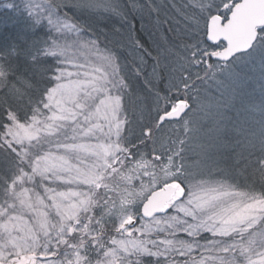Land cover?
Listing matches in <instances>:
<instances>
[{
	"label": "rangeland",
	"instance_id": "rangeland-1",
	"mask_svg": "<svg viewBox=\"0 0 264 264\" xmlns=\"http://www.w3.org/2000/svg\"><path fill=\"white\" fill-rule=\"evenodd\" d=\"M55 1L80 12L101 4L111 6L112 16L123 12L115 9L117 0H2L3 8L24 10L34 25L56 35L46 51L60 68L36 115L25 123L11 120L9 139L20 141L22 161L0 199V264H20L31 254L36 255L31 264H71L76 251L58 252L56 247L75 231H86L94 213L90 206L101 203L111 204L108 215H114L121 232L115 231V247L93 264H140L136 258L142 256L153 258L151 264H177L165 261L174 252L201 254L183 264H241L234 254L247 264H264V195L233 184L221 169L232 137L249 142L264 138V31L250 52L210 65L215 71L204 77L202 89L181 92L193 99L182 124L185 164L194 177L166 212L145 218L134 207L112 201L116 195L104 184L105 174H113L111 166L123 164L116 60L58 14ZM148 1L152 24L176 44L172 33L194 35L201 28L206 35L209 18L230 12L238 0ZM108 84L111 90L102 98ZM179 101L186 100L175 101L170 110ZM145 107L141 100L140 118ZM95 120L101 125L97 130L89 125ZM99 175H104L102 192L95 183ZM117 195L119 201L126 199ZM129 220L133 224L123 226ZM158 256L165 262H156Z\"/></svg>",
	"mask_w": 264,
	"mask_h": 264
},
{
	"label": "trees",
	"instance_id": "trees-1",
	"mask_svg": "<svg viewBox=\"0 0 264 264\" xmlns=\"http://www.w3.org/2000/svg\"><path fill=\"white\" fill-rule=\"evenodd\" d=\"M114 3L118 7L112 5V8L123 11L119 16H112L108 9L111 6L104 4L96 6L98 8L91 12H80L72 5L55 1L58 14L69 20L81 34L88 36L98 48L113 56L118 65L119 78L115 88L120 93V114L123 116L119 140L123 149V164L111 166L113 174H105L104 184L109 185L111 194L113 192L117 196L112 197V201L116 199L124 203L123 208L134 207L136 214H140L142 201L152 190L167 183H176L178 196L182 187L187 186L190 178L194 177L185 164L186 134L182 124L185 115L180 120L165 121L163 124L156 123L157 115L169 111L175 101L180 99L189 102L191 107L193 99L181 92L202 89L204 77H209L215 71L210 65L231 61L220 62L211 57L212 52L223 47V43L209 44L201 28L199 32L193 28L196 31L194 35L180 36L179 33L176 37L172 33L176 44L167 41V31H157L147 15L151 8L148 0H117ZM1 4L2 0L0 199L15 172L20 170L22 161L20 141L9 139L11 120L25 123L36 115L44 105L60 68L57 58L46 51L47 45L55 40L53 36L56 35L45 27L34 25L32 17L24 10L3 8ZM228 13L229 10H225L222 15L226 17ZM263 31L264 27L260 28V33ZM148 35L157 40L160 46L153 44ZM164 55L173 58L165 60ZM108 86L105 85L102 98L110 92ZM141 100L146 106L143 118L138 114ZM155 104L157 111L154 109ZM97 120L89 123L93 130L101 126ZM153 123L156 128L150 136H145V130L151 129ZM229 142L230 147L221 162V169L227 179L242 189L264 195V138L249 142L245 138L232 137ZM103 176L96 177L98 188H102ZM119 192L126 197L125 200H118ZM90 207L94 213H91L92 221L88 229L83 233L75 231L65 243L56 247L58 252L76 251L70 260L71 264H93L115 247L114 234L119 230H116L118 222L114 215H108L111 204L101 203ZM82 219L88 220L86 215ZM198 253H167L165 261L183 264L200 259L201 254ZM234 256L237 263L247 264L238 254ZM136 259L140 264H151L153 260L149 256ZM165 261L161 256L156 260L160 263Z\"/></svg>",
	"mask_w": 264,
	"mask_h": 264
},
{
	"label": "water",
	"instance_id": "water-1",
	"mask_svg": "<svg viewBox=\"0 0 264 264\" xmlns=\"http://www.w3.org/2000/svg\"><path fill=\"white\" fill-rule=\"evenodd\" d=\"M264 27V0H238L225 19L220 14H213L207 23L206 40L211 45L223 43V47L212 52L211 57L220 62H229L238 54L250 51L259 39L260 28ZM190 103L181 101L176 108L162 112L158 124L165 121L180 120L189 110ZM150 129L145 130L149 134ZM178 185L167 183L154 189L146 197L140 208L145 218L166 212L168 205L177 197ZM133 224L129 220L123 226ZM36 255L28 256L27 261L20 264H31Z\"/></svg>",
	"mask_w": 264,
	"mask_h": 264
}]
</instances>
